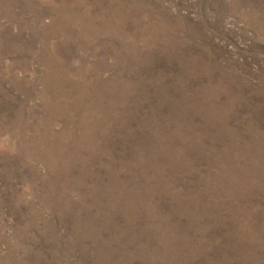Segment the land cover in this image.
<instances>
[{
    "label": "rangeland",
    "instance_id": "1",
    "mask_svg": "<svg viewBox=\"0 0 264 264\" xmlns=\"http://www.w3.org/2000/svg\"><path fill=\"white\" fill-rule=\"evenodd\" d=\"M0 264H264V0H0Z\"/></svg>",
    "mask_w": 264,
    "mask_h": 264
}]
</instances>
